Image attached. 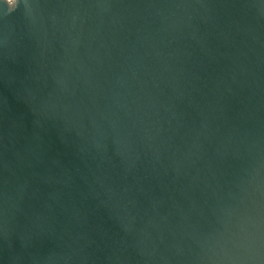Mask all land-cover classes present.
<instances>
[{
	"label": "water",
	"instance_id": "95a60500",
	"mask_svg": "<svg viewBox=\"0 0 264 264\" xmlns=\"http://www.w3.org/2000/svg\"><path fill=\"white\" fill-rule=\"evenodd\" d=\"M0 264H264V0H0Z\"/></svg>",
	"mask_w": 264,
	"mask_h": 264
}]
</instances>
